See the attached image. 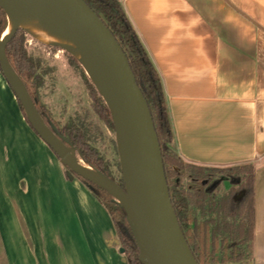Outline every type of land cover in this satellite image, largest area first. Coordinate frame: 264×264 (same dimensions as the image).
Returning <instances> with one entry per match:
<instances>
[{
    "label": "crops",
    "instance_id": "obj_1",
    "mask_svg": "<svg viewBox=\"0 0 264 264\" xmlns=\"http://www.w3.org/2000/svg\"><path fill=\"white\" fill-rule=\"evenodd\" d=\"M120 1L161 76L179 157L255 165V264H264V0ZM11 118L0 81V264H127L99 200Z\"/></svg>",
    "mask_w": 264,
    "mask_h": 264
},
{
    "label": "water",
    "instance_id": "obj_2",
    "mask_svg": "<svg viewBox=\"0 0 264 264\" xmlns=\"http://www.w3.org/2000/svg\"><path fill=\"white\" fill-rule=\"evenodd\" d=\"M0 8L8 20L48 26L63 41L57 46L80 62L110 110L123 186L79 159L68 139L45 122L6 55L9 41L21 29L16 28L8 38L0 37V70L32 130L69 169L68 175L101 188L123 207L141 264H198L172 205L149 105L112 32L84 0H0Z\"/></svg>",
    "mask_w": 264,
    "mask_h": 264
},
{
    "label": "trees",
    "instance_id": "obj_3",
    "mask_svg": "<svg viewBox=\"0 0 264 264\" xmlns=\"http://www.w3.org/2000/svg\"><path fill=\"white\" fill-rule=\"evenodd\" d=\"M84 1L101 18L123 49L137 84L147 100L162 150L172 205L198 264L250 263L254 258L255 242V165L246 163L217 168L183 161L173 147V128L161 76L123 4L120 0ZM7 26V15L0 8V37L6 33L9 27ZM27 37L29 35L24 30H17L7 45L6 55L13 69L25 83L45 122L48 125L53 124L95 171L105 174L123 186L122 177L117 181L110 164L91 144L86 131L75 122L60 127L42 105L40 90L44 86V78L39 72L42 64L39 59L28 54L25 47ZM48 47H52L53 51H64L57 45ZM66 53L70 62L81 69L93 97L96 113L109 128L114 129L110 110L80 62L69 52ZM18 104L31 127L19 101ZM66 169L69 171L67 167ZM78 178L109 214L121 248L125 250L127 264H141L138 259L139 249L123 207L114 202L106 191ZM225 182H229V189L225 188Z\"/></svg>",
    "mask_w": 264,
    "mask_h": 264
},
{
    "label": "rangeland",
    "instance_id": "obj_4",
    "mask_svg": "<svg viewBox=\"0 0 264 264\" xmlns=\"http://www.w3.org/2000/svg\"><path fill=\"white\" fill-rule=\"evenodd\" d=\"M25 47L28 54L35 59H39L42 64L39 71L44 78V86L40 90L42 105L60 127H63L69 122H75L83 128L91 144L110 164L115 178L119 181L122 174L119 168L120 164L115 131L109 128L96 113L93 97L88 90L81 69L70 62V57L65 50L53 51L51 49L52 47L38 42L30 35L27 37ZM0 81L2 85L6 87V91L10 89L1 71ZM11 94V119L13 130H23L27 128L29 132L32 131L21 112L18 101L12 90ZM76 155L80 159L77 151ZM66 171L69 172L67 169ZM224 186L229 187V182H225ZM121 249L122 248L119 250V255L124 256V253H121ZM123 258L125 259V257ZM255 259L254 247V258L251 260L254 264Z\"/></svg>",
    "mask_w": 264,
    "mask_h": 264
},
{
    "label": "bare ground",
    "instance_id": "obj_5",
    "mask_svg": "<svg viewBox=\"0 0 264 264\" xmlns=\"http://www.w3.org/2000/svg\"><path fill=\"white\" fill-rule=\"evenodd\" d=\"M8 26L9 28L4 34L3 39H6L9 36H11V34L14 32L16 28H21L32 38H34L35 40L43 44L50 45V46H56V45L63 43V41H61L56 36V34H54L49 29L48 26L43 25L37 21L27 19V20H21L19 22H16L12 19H9ZM83 64H86V62L84 61Z\"/></svg>",
    "mask_w": 264,
    "mask_h": 264
}]
</instances>
